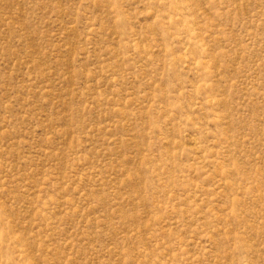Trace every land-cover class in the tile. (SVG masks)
Masks as SVG:
<instances>
[{
	"label": "rangeland",
	"instance_id": "374dc122",
	"mask_svg": "<svg viewBox=\"0 0 264 264\" xmlns=\"http://www.w3.org/2000/svg\"><path fill=\"white\" fill-rule=\"evenodd\" d=\"M0 264H264V0H0Z\"/></svg>",
	"mask_w": 264,
	"mask_h": 264
}]
</instances>
